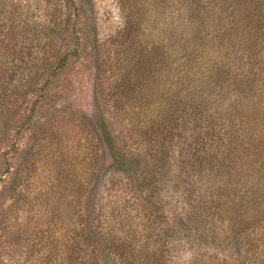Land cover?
Instances as JSON below:
<instances>
[{"label":"rangeland","instance_id":"rangeland-1","mask_svg":"<svg viewBox=\"0 0 264 264\" xmlns=\"http://www.w3.org/2000/svg\"><path fill=\"white\" fill-rule=\"evenodd\" d=\"M234 5L228 11L216 6L221 16L215 20L209 7L204 10L207 0H0V15L12 32L10 43L0 46V67L12 62L17 68L13 82L0 71V264L48 262L42 258H49L53 245L47 251L42 245L60 238V230L84 247L76 254L66 250L71 261L74 257L81 263L92 255L99 264H137L130 244L140 241L161 249V234L138 216L141 208L130 196L133 188L142 197L151 194L148 205L168 225L182 221L178 196L190 188L194 192L200 165L188 166L183 178H177L180 128L170 116L180 114L182 107L173 99L192 93L197 101L211 97V102L219 94L213 109L229 123L230 114L237 113L231 101L249 96L246 42L254 35L246 37L241 26L244 38L232 31L218 47L213 34L234 16ZM251 8L264 12V0H255ZM262 48L264 52L261 46L252 52L254 58ZM57 51L68 55V63L54 77L57 62L50 64ZM28 73L35 76L33 83L24 78ZM240 104L246 112L248 101ZM157 114L160 121L149 135L162 136L164 162H155L163 168L151 169L142 187L140 172L157 157L137 143L148 136L140 135L138 125L142 120L147 123L143 130L149 128V119ZM102 121L113 136L111 145L98 128ZM252 121L254 134L264 135V117ZM116 147L136 169L117 166ZM230 176L226 174L225 183ZM213 180L217 184L222 178ZM225 208L224 224L210 226H217L220 236H204L201 259L194 264H247L249 245L257 247L252 239L260 238L258 225L248 228L238 216L230 222L234 205ZM56 213H61L59 222ZM189 249L166 264H185ZM258 253L260 264L261 247Z\"/></svg>","mask_w":264,"mask_h":264},{"label":"trees","instance_id":"trees-1","mask_svg":"<svg viewBox=\"0 0 264 264\" xmlns=\"http://www.w3.org/2000/svg\"><path fill=\"white\" fill-rule=\"evenodd\" d=\"M194 2V0H190ZM219 1V2H218ZM255 0H207L208 6L204 10L213 12L212 17L218 20L221 14L216 12V6H220L221 11H228L232 5L234 8L232 14L234 16H229V21L227 23H221L219 30L215 29V37L219 40V46L224 45L226 38L231 36L232 31H237L233 35L244 38V32L240 31V27L243 26L245 29L246 37L248 33L254 37L246 42L248 44L249 50V66L251 70L248 73L249 79L251 80V86L249 88V96L244 97L241 94L240 99L234 97V102L231 101L230 107H234L237 111L236 114H230L233 117L229 118V123H224V114L219 111H214L213 104L219 103L221 99L219 94H217L212 101L200 98L199 101L196 100V96L192 93H188L186 96L178 95L174 97L173 103L177 104L180 108L182 107L180 114H171L170 118H177L178 123L176 126L180 128L179 140H181V161L179 165L180 173L177 178H183L185 172L187 173V167L198 166L199 174L197 178L199 183L197 187L191 192L184 191L182 195L178 196V203L181 205L182 212L179 213L182 221L174 220L172 226L166 223L165 218L163 219L160 211L156 210L155 206L151 204L148 205L149 201L147 198L151 196L148 194L147 197L140 196L139 191L133 188L130 198L136 201L140 209L138 216H142L145 222H148L149 227L154 228L157 234H161L163 242L158 244L161 246L153 248L151 245L145 241H140V243L133 244L132 251L134 253V261L137 264H166L169 261V257L177 256V252L184 253L189 250L191 251V258H184L185 264H194L197 259H201L202 250L205 245L203 242L204 236L212 235L213 239L220 236L219 228L210 227L212 223L216 221H221L224 224V214H228L225 205H234L235 218L228 217L230 222L233 219H237V216L242 219L245 224H248V228L253 224L258 225L255 229L260 233L259 239H252L257 247L249 245L247 264H258L261 258L259 256L258 250L261 247L262 255L264 256V135L254 134V122L253 118L258 116L264 117V52L257 50L258 56L253 57L252 52L255 53L258 46L264 47L262 43L264 42V12L258 9L253 11L251 8L252 2ZM258 1V0H257ZM260 14V15H259ZM224 16V15H223ZM210 19V16L207 17ZM210 22V21H209ZM206 22H204L205 24ZM250 25V26H249ZM42 26V25H41ZM249 28L247 29V27ZM34 34L38 37V30L33 29ZM247 30V31H246ZM10 25L4 22V19L0 15V46L7 45L11 39ZM35 38V37H34ZM39 38V37H38ZM233 43L230 42V47ZM68 55L61 57L60 51L52 57V62L50 65L54 64L53 59L56 60L57 65L54 67L53 76L58 77L65 68L67 67ZM243 57V56H242ZM253 57V58H252ZM5 66V65H4ZM4 69V71L2 70ZM1 76L6 79L7 76L12 78V82L16 77L15 72L17 68L11 63L3 68L0 67ZM5 74V77H4ZM242 74H245L244 72ZM25 79L29 83H33L35 76L31 73L24 75ZM185 76H188L187 74ZM188 79H186L187 81ZM11 82V84H12ZM1 85V83H0ZM2 88H5L2 85ZM251 93V95H250ZM247 100L248 104L246 106V112L241 106L240 102L242 100ZM215 102V103H214ZM229 111V109H228ZM175 112L174 110L172 111ZM171 112V113H172ZM182 112V114H181ZM246 114L244 117H239V114ZM239 113V114H238ZM154 116V115H153ZM151 116L149 119L150 129L147 128L143 130V127L147 124L145 121H140L138 127L141 129L140 135H148L143 139L142 142H137L139 145L145 144L147 150L155 156L154 163L147 165V168L141 170L142 182L139 186L145 187L144 183L151 173V169L156 168L157 171H161L163 166L155 161H163L165 157V150H160L159 146L164 145L162 141V136L157 139H153L152 132H155V124L160 121L158 114L156 117ZM251 119V120H250ZM238 120L240 121L238 123ZM237 122L233 125L234 122ZM252 121V124H250ZM230 127V130L227 129ZM101 131L102 138L109 145L113 141V136L110 134L107 124L102 121V124L98 126ZM241 130V135L238 131ZM187 132H191V135ZM244 133V135H242ZM166 139V138H164ZM161 142L159 145L158 142ZM170 142V141H169ZM111 145V144H110ZM211 147V149H209ZM114 149L112 143V150ZM115 152V151H114ZM161 154V155H160ZM244 155V162L238 165L239 159ZM116 159L117 166L121 170H134V163H128L126 157L122 155L121 152L117 151L116 147ZM228 166L230 168L228 169ZM242 166V169H241ZM226 174L231 175V180L228 184L225 183ZM221 177L215 184L213 178ZM224 179V180H223ZM216 181V180H215ZM209 182V183H208ZM208 183V185H207ZM129 194V193H128ZM60 196V195H59ZM227 199V200H226ZM142 201V202H140ZM147 203L145 204V202ZM141 203V204H139ZM144 204V205H143ZM56 213V221L59 222L61 217ZM163 219V221H162ZM235 222V221H234ZM163 223V224H162ZM259 223V224H258ZM244 224V223H242ZM244 224V225H245ZM235 225V224H234ZM243 225V227H244ZM250 225V226H249ZM57 226V225H55ZM51 230L52 227L50 226ZM50 230V233H51ZM59 230L58 226L53 228L54 235L57 234ZM67 230V229H66ZM84 229H81L82 235ZM222 231H225L223 228ZM60 230V238L55 240L50 246L48 244L42 245L44 251L52 247L50 253H48L49 258H42L40 264H99L92 261V255L86 257L85 262H78L73 257V263L69 258V254L66 250L72 249L73 254L85 251L81 243L72 242V239L67 234ZM119 230L116 231V235L121 236ZM107 235V233H106ZM77 238H79L77 236ZM84 249V250H83ZM201 251V252H200ZM96 252V250H92ZM175 253V254H174ZM91 254V253H90ZM72 256V253L70 254ZM88 258V260H87ZM203 259V258H202ZM83 260V259H82ZM76 261V263H75ZM264 262V261H263ZM261 262L260 264H264Z\"/></svg>","mask_w":264,"mask_h":264}]
</instances>
